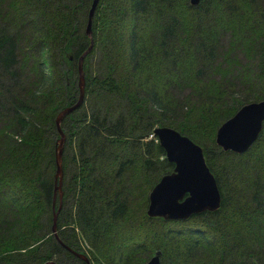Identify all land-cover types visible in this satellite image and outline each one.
Instances as JSON below:
<instances>
[{
  "label": "trees",
  "instance_id": "16d2710c",
  "mask_svg": "<svg viewBox=\"0 0 264 264\" xmlns=\"http://www.w3.org/2000/svg\"><path fill=\"white\" fill-rule=\"evenodd\" d=\"M93 0H0V264H86L54 238L55 117L79 95ZM84 99L61 123L63 244L91 264H264V122L242 154L219 125L264 96V0H98ZM202 148L220 207L146 214L173 169L153 130Z\"/></svg>",
  "mask_w": 264,
  "mask_h": 264
},
{
  "label": "water",
  "instance_id": "95a60500",
  "mask_svg": "<svg viewBox=\"0 0 264 264\" xmlns=\"http://www.w3.org/2000/svg\"><path fill=\"white\" fill-rule=\"evenodd\" d=\"M188 1L191 6H196L199 3V0ZM97 3L98 0L92 1L85 27V33L91 40L90 45L78 61V99L73 105L59 111L55 117L59 138L54 154V194L58 193L59 207L53 213L51 232L64 249L86 264L91 263L85 255L73 251L61 242L57 234L56 220L62 198V154L65 141L61 123L66 115L82 104L84 99L85 81L82 63L84 57L92 49L91 23ZM263 121L264 96L259 101L243 104L231 117L222 122L216 130L215 143L223 151L242 154L258 138ZM153 134L164 151L166 160L173 164V169L170 173L160 177L148 193L147 216L150 218L160 217L166 221H183L198 213L218 210L220 194L215 179L206 165L202 148L170 127H156ZM160 258L161 252L157 251L144 264H161Z\"/></svg>",
  "mask_w": 264,
  "mask_h": 264
},
{
  "label": "rangeland",
  "instance_id": "374dc122",
  "mask_svg": "<svg viewBox=\"0 0 264 264\" xmlns=\"http://www.w3.org/2000/svg\"><path fill=\"white\" fill-rule=\"evenodd\" d=\"M245 104H246V103H245ZM242 105H243V104H242ZM242 105H241V106H242ZM241 106H240V107H241ZM240 107H239V108H240ZM239 108H238V109H239ZM227 119H228V118H227ZM227 119H226V120H227ZM263 122H264V121H263ZM262 125H263V123H262ZM219 126H220V125H219ZM64 142H65V141H64ZM161 177H162V176H161ZM157 182H158V181H157ZM151 189H152V188H151ZM149 192H150V191H149ZM56 193H57V192H56ZM55 195H56V194H55ZM62 195H63V193H62ZM57 196H58V193H57ZM147 199H148V198H147ZM58 207H59V204H58ZM61 208H62V198H61V203H60V209H61ZM57 217H58V213H57ZM52 221H53V218H52Z\"/></svg>",
  "mask_w": 264,
  "mask_h": 264
}]
</instances>
